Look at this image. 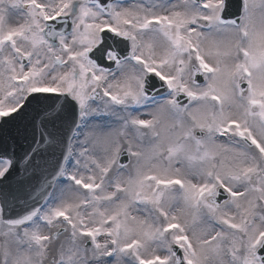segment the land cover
<instances>
[{
    "label": "snow or ice",
    "instance_id": "snow-or-ice-1",
    "mask_svg": "<svg viewBox=\"0 0 264 264\" xmlns=\"http://www.w3.org/2000/svg\"><path fill=\"white\" fill-rule=\"evenodd\" d=\"M0 264H264V0H0Z\"/></svg>",
    "mask_w": 264,
    "mask_h": 264
},
{
    "label": "water",
    "instance_id": "water-1",
    "mask_svg": "<svg viewBox=\"0 0 264 264\" xmlns=\"http://www.w3.org/2000/svg\"><path fill=\"white\" fill-rule=\"evenodd\" d=\"M17 134V126H10L8 129V135L15 137Z\"/></svg>",
    "mask_w": 264,
    "mask_h": 264
}]
</instances>
